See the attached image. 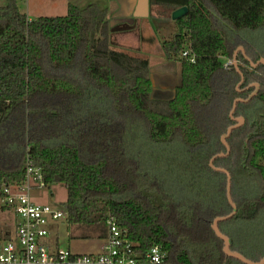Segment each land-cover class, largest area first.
<instances>
[{"label": "trees", "instance_id": "obj_1", "mask_svg": "<svg viewBox=\"0 0 264 264\" xmlns=\"http://www.w3.org/2000/svg\"><path fill=\"white\" fill-rule=\"evenodd\" d=\"M150 2L188 6L161 45L180 63L173 92L154 88L147 58L112 45L105 6L69 3L63 16L31 19L18 0L0 4V197L4 183L23 182L29 160L45 185L66 186L69 225L106 236L113 215L139 250L163 246L161 264H245L224 253L212 228L233 208L227 174L210 161L227 151L234 102L256 82L258 94L237 104L245 123L228 138L230 153L214 165L230 173L237 206L219 228L232 250L259 261L264 248L252 234L264 237V64L250 70L236 51L264 57L248 39L264 30V0ZM186 29L194 64L181 58ZM234 57L246 65L240 88V72L224 67Z\"/></svg>", "mask_w": 264, "mask_h": 264}, {"label": "built area", "instance_id": "obj_2", "mask_svg": "<svg viewBox=\"0 0 264 264\" xmlns=\"http://www.w3.org/2000/svg\"><path fill=\"white\" fill-rule=\"evenodd\" d=\"M181 58L192 64L197 60L190 48L182 51ZM234 63L235 60L227 59L224 67ZM43 186L42 168L29 160L23 182L15 186L3 184L0 208L11 213L13 226L0 231V264H161L166 258V250L160 244L139 250L138 243L113 215L106 218L107 232L99 253L78 254L69 249L52 248L46 241L50 223L66 214L60 208L33 199V190Z\"/></svg>", "mask_w": 264, "mask_h": 264}, {"label": "rangeland", "instance_id": "obj_3", "mask_svg": "<svg viewBox=\"0 0 264 264\" xmlns=\"http://www.w3.org/2000/svg\"><path fill=\"white\" fill-rule=\"evenodd\" d=\"M78 0H18V5L22 11L31 19H38L43 16H63L67 13L66 2L78 4ZM5 3V0H0V4ZM149 0H143V7L146 8ZM168 27L178 28L174 20H169ZM114 26V25H113ZM116 26V25H115ZM115 26L113 28H115ZM161 24L153 25V29H147L143 22L140 20L137 23H130L127 21L118 23V28L112 29L110 32V40L112 45L119 50H124L130 54L147 58L151 68V79L154 87H162L165 89H173L181 81L180 63L178 60L166 59L162 60L159 56H147L146 50H151L153 53H159L162 50V42L171 40L174 36L166 37ZM171 30H169L170 32ZM186 48H189L190 35L189 30L186 29ZM148 36V37H146ZM146 37L147 44L144 43ZM248 39L254 44L251 46L252 50L264 51V30L259 33L248 34ZM146 45V46H144ZM244 52L245 56L249 58L248 62L256 63L247 55L244 47H239L236 51ZM235 58V57H234ZM232 59L233 61L236 59ZM263 58V57H261ZM260 58V59H261ZM259 59V60H260ZM236 63L237 59H236ZM262 64V63H260ZM264 64V63H263ZM250 66V65H248ZM156 90V89H154ZM34 191V190H33ZM33 199L42 204H50L54 208H62V203L67 200V188L62 183H51L41 188H37L32 193ZM6 209L0 208V229L6 227L11 229L13 221L10 212ZM1 233V232H0ZM255 240H259L261 246L264 248V238L258 231H253ZM52 248L69 249L73 253L78 254H97L102 250V245L105 242V236L102 232H98L92 226L78 229L76 226L69 225L66 217H61L56 221L50 223V233L46 238Z\"/></svg>", "mask_w": 264, "mask_h": 264}, {"label": "crops", "instance_id": "obj_4", "mask_svg": "<svg viewBox=\"0 0 264 264\" xmlns=\"http://www.w3.org/2000/svg\"><path fill=\"white\" fill-rule=\"evenodd\" d=\"M77 2L81 3L82 5L92 3V2H97L100 5L105 6L107 8L108 18L110 19V21L114 18H132L133 20L132 23H137V21L140 20L141 22L144 23L147 29L151 28V30L153 29V25H155L156 23L161 24L163 26V28L161 29H164L166 35L168 34L166 36L168 38L171 36H174L178 32V28L175 29V28L168 27L169 24L167 22L172 19L171 13L174 9H170L163 5L152 4L150 0L146 8H142L143 0H78ZM64 5H66L68 9L69 2H66ZM117 24L118 23L114 24V26L116 25L115 28H113L114 30L118 28ZM176 26H177V23H176ZM169 30L171 31L169 32ZM146 37L143 38L145 44H147ZM145 54L149 57L157 55L159 56L158 58H161L162 60L167 59L163 51H160L159 53L155 54L151 50H146ZM156 89H159L161 92L163 91L173 92L175 87L173 89H165L162 87H156ZM36 189L37 188H35L34 191Z\"/></svg>", "mask_w": 264, "mask_h": 264}, {"label": "water", "instance_id": "obj_5", "mask_svg": "<svg viewBox=\"0 0 264 264\" xmlns=\"http://www.w3.org/2000/svg\"><path fill=\"white\" fill-rule=\"evenodd\" d=\"M187 12H188V6L185 5V6L178 7V8H176V9H174L172 11L171 18H172V20L176 21L177 19L185 16L187 14ZM124 21L130 22V23L133 22L132 18H114V19H112L110 21V25L112 26V25H114L116 23L124 22ZM260 63H264V57L261 58L260 60H258L256 63H251V66L252 67H256ZM234 65H235V68L240 72L242 78H244V75H243L242 71L239 68V64L235 62ZM254 85L256 86V89H255L254 92H252L249 95L248 98H246V99L238 98L234 102V105H233L232 111L230 113V116L235 121V123L233 125H231L230 127H228L226 133L222 135V142L226 146L227 151L226 152H221V153L215 155L210 161V165L212 166V168L227 174V189H226L227 190L226 191L227 192V198H228V201H229V203L231 204V206L233 208V211L230 214H228L226 216L216 217L213 220V222H212V228H213L215 234L217 235V237L223 241V244H224L223 251H224V253L227 256H229L231 258L238 259V260H240L241 262H243L245 264H264V258H262L259 261H253L251 259H248L246 256H244L240 252L232 250L231 249V241H230L229 237L227 235H225L220 230L219 223L222 222V221H225V220H227V219H229L231 217H233L235 215V213L237 212V206H236V203L233 201L232 194H231L232 177H231L230 173L226 169L220 168V167H216L214 165V160L217 157H223V156H226V155H228L230 153V146H229V143H228V138L230 137V135L233 132V130L239 128L240 126H242L245 123V118L244 117H242V116L236 117L234 115L236 107H237V104L239 102H248V101H250L258 93L259 84L258 83H254Z\"/></svg>", "mask_w": 264, "mask_h": 264}, {"label": "flooded vegetation", "instance_id": "obj_6", "mask_svg": "<svg viewBox=\"0 0 264 264\" xmlns=\"http://www.w3.org/2000/svg\"><path fill=\"white\" fill-rule=\"evenodd\" d=\"M121 23V22H120ZM118 25V24H117ZM235 62H236V60H235ZM237 62H238V64H239V68H241V67H246V65H244L242 62H240V61H238L237 60ZM249 65L250 66H247L250 70H254V68H256V67H252L251 66V64L249 63ZM233 66L235 67V65L233 64ZM241 66V67H240ZM230 68V67H229ZM244 75V74H243ZM244 81H245V77L244 78H242V76H241V81H240V83H239V85H238V88H240V85H243V83H244ZM254 83H256V82H252L250 85H248L246 88H243V90H242V92H240L241 94H245V93H247L248 95H250L252 92H254L255 91V89H256V86L254 85ZM259 90H260V85H259V89H258V92H259ZM249 92V93H248ZM258 94V93H257ZM256 94V95H257ZM249 97V96H248ZM247 97V98H248ZM242 98V97H241ZM238 99V98H237ZM242 99H246V98H242ZM240 103V102H239ZM242 103H245V102H242ZM237 117V116H236Z\"/></svg>", "mask_w": 264, "mask_h": 264}]
</instances>
